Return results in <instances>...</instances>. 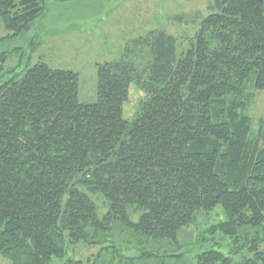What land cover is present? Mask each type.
Here are the masks:
<instances>
[{"label": "trees", "instance_id": "obj_1", "mask_svg": "<svg viewBox=\"0 0 264 264\" xmlns=\"http://www.w3.org/2000/svg\"><path fill=\"white\" fill-rule=\"evenodd\" d=\"M49 1L0 0L8 38L31 32ZM216 3L183 50L157 30L98 64L95 103L80 101L78 73L42 61L0 83L1 256L83 264L69 249L103 246L116 226L177 249L200 213L220 207L226 219L208 232L233 239L231 256L207 250L196 264H264V121L255 135L249 115L264 91V0ZM132 86L144 99L129 121ZM244 246L253 257L234 261Z\"/></svg>", "mask_w": 264, "mask_h": 264}, {"label": "rangeland", "instance_id": "obj_2", "mask_svg": "<svg viewBox=\"0 0 264 264\" xmlns=\"http://www.w3.org/2000/svg\"><path fill=\"white\" fill-rule=\"evenodd\" d=\"M217 0H77L58 2L51 0L47 11L36 22L31 32L9 39L10 32L0 23V53H7V63L0 83L12 76L22 78L27 67L42 61L51 68L70 70L80 76V101L92 104L97 101V65L120 61L123 52L132 41L152 31H165L178 40L183 50L194 38L201 20L218 12ZM9 73V74H8ZM0 77V78H1ZM144 94L131 87V95L125 106V118L132 120L140 109ZM255 135L264 121V91L254 94L249 108ZM103 216L107 205L103 198L94 195ZM133 216V220H138ZM226 219L222 208L211 213H200L190 228L181 232V246L177 249L140 238L122 226L114 227L103 246L81 244L69 249L68 258L83 264H125L128 259L135 264H196V257L204 251L216 250L231 256L233 239L222 234L212 235L210 227ZM249 233V237L245 235ZM247 235V236H248ZM256 230L246 228L239 234L241 244L251 245ZM249 241V242H248ZM114 247V248H113ZM264 250V242L260 244ZM172 250L171 253H166ZM142 253L156 255L154 259L139 260ZM181 255L168 259L166 255ZM99 257V259H97ZM253 257L246 246L238 256ZM0 264H12L0 255ZM59 264H66V261Z\"/></svg>", "mask_w": 264, "mask_h": 264}]
</instances>
